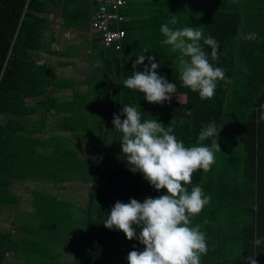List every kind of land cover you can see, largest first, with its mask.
I'll use <instances>...</instances> for the list:
<instances>
[{
	"label": "trees",
	"instance_id": "16d2710c",
	"mask_svg": "<svg viewBox=\"0 0 264 264\" xmlns=\"http://www.w3.org/2000/svg\"><path fill=\"white\" fill-rule=\"evenodd\" d=\"M137 1L141 4L121 6L125 20L112 23L127 32L121 49L106 46L100 37L94 40L96 67L82 89L83 82L60 79L53 66L35 58V52L48 50L43 40L47 21L41 15L46 0H0V115L5 117L0 120V214L21 202L11 191L14 181L90 182L82 220L65 210L69 201L33 190L37 223L19 239L0 229V264L8 251L19 252L26 264H128V254L144 248L138 239L130 241L122 231L104 226L117 201L134 198L142 203L167 194L141 173L131 172L124 160L121 134L112 123L124 104L137 107L142 120L157 119L167 126L174 118V134L185 146H196L202 127L216 124L219 136L202 143L216 139L221 151L215 152L210 169L197 170L187 186L190 191L199 185L211 196L191 217V226L200 224L206 234L208 251L201 264H247L248 256L264 264V0ZM173 15L180 23L170 27H200L205 37L218 41V59L212 62L230 82L219 81L210 99L182 86L178 53L161 44L160 26ZM252 32L256 40L243 39ZM205 51L211 59V48L205 46ZM139 54L156 56L158 74L176 83L171 101L149 103L139 91L123 87ZM136 70L143 71L144 65ZM68 87L71 98L52 96ZM43 110L63 115L56 132L46 138L36 136L38 128L31 125V118ZM75 141L93 146L94 157L80 156ZM67 215L74 222L67 225L69 230L76 221L84 223L82 233H75L81 241L70 245L61 224ZM60 240L65 243L58 258L48 256L46 244ZM63 248L73 253L69 261L59 259Z\"/></svg>",
	"mask_w": 264,
	"mask_h": 264
},
{
	"label": "clouds",
	"instance_id": "9594fccd",
	"mask_svg": "<svg viewBox=\"0 0 264 264\" xmlns=\"http://www.w3.org/2000/svg\"><path fill=\"white\" fill-rule=\"evenodd\" d=\"M179 23L173 15L160 26L164 37L161 44L178 53L177 71L182 86L198 93L201 99H210L219 81L230 82L224 69L212 62L218 59V41L211 35L205 37L200 27H170ZM243 39L254 41L257 34L248 33ZM205 46L211 48V59ZM136 56L134 70L123 81V87L139 91L149 103L171 101L177 85L158 74L156 56ZM141 65L144 70H136ZM121 115L126 118L121 119ZM186 115L191 116V110L186 109ZM173 122L174 118L165 126L157 119L142 120L141 111L127 104L120 114H113L114 130L121 134L122 153L129 170L141 173L154 189L167 193L145 198L142 203L134 198L129 203L117 201L107 215L106 228L122 231L128 240L138 239L144 245L142 250L128 254V264H201L208 251L206 234L200 224L191 226V217L203 210L211 196L205 195L199 185L190 191L187 186L192 184L197 170L208 171L214 163L215 152L221 151L219 142H202L219 136L221 130L218 132L216 124L210 123L202 127L196 146H185L174 134ZM246 260L247 264H258L255 256Z\"/></svg>",
	"mask_w": 264,
	"mask_h": 264
},
{
	"label": "crops",
	"instance_id": "0c3cea01",
	"mask_svg": "<svg viewBox=\"0 0 264 264\" xmlns=\"http://www.w3.org/2000/svg\"><path fill=\"white\" fill-rule=\"evenodd\" d=\"M129 2L141 4L137 0H126L127 4L125 6ZM100 3L101 0H46L45 10L41 13L47 21V30L43 40L48 50L35 52V58L39 63H46L53 66L60 79H74L78 80V82H83L82 89L87 87L86 83L90 78V74L96 67V64L93 63L92 55L97 48L94 40L99 38L100 34L93 29L92 21ZM71 94L72 89L68 87L54 92L52 96L60 100H66L71 98ZM38 114L42 115L40 116L41 118H31V125L38 128L36 136L46 138L55 133L56 124L63 118V115L57 110H43ZM0 117L5 119L2 115ZM0 120L2 121V119ZM43 149V147L40 148V150ZM37 181L39 179L29 178L23 181H14L11 185V191L21 197V202L13 208L14 211H11L10 214L5 211L6 208L8 210V207L3 209L0 214V229L9 232L13 238L19 239L21 237H27L28 235L24 231L29 226L34 225L30 217L35 214L33 190H37V188L33 185ZM76 182L87 183L90 187V182L88 181ZM64 183L61 185L63 186ZM37 186L40 187L38 184ZM28 199L31 200L30 204L26 202L27 205L29 204V209L24 210V203ZM20 215H23L22 220H18ZM3 217L4 221H2L4 223L1 222ZM8 218L10 220H7ZM7 221L11 222L7 223ZM60 250H62L63 255L67 256L65 249ZM11 259H19L18 264H26L25 258L19 252L16 254L8 251L5 255L4 264H12L10 263Z\"/></svg>",
	"mask_w": 264,
	"mask_h": 264
},
{
	"label": "rangeland",
	"instance_id": "374dc122",
	"mask_svg": "<svg viewBox=\"0 0 264 264\" xmlns=\"http://www.w3.org/2000/svg\"><path fill=\"white\" fill-rule=\"evenodd\" d=\"M45 42V41H44ZM73 78V77H71ZM175 99H185L184 97L178 96L175 97ZM39 114H36L33 116V118H41L40 116H42L41 114L38 116ZM0 119L4 120V118ZM74 147L78 148L79 150V154L80 156H82L85 159H90L94 157V147L89 145V144H83L79 141H75L74 143ZM33 181V180H31ZM37 184L41 187H38ZM34 187L37 188L38 191L42 192L44 191L45 193L47 192L48 194H53L58 196L59 198L65 200V201H69L71 203V205L69 207H66L65 210L67 212H71L73 213V218H79V220H82L85 215H84V207L87 203V194H88V189H89V185L87 183H77V182H67L64 183V185L62 186L61 183H54L48 180H43V181H37V183H35L33 185ZM30 199L26 200L23 206L24 210L29 209V204H30ZM28 202L29 204L27 205ZM16 206H10L8 207V210L5 209V211H7L9 214L11 213V211H14L13 208H15ZM6 214V212H5ZM4 214V217H5ZM4 217L1 219V222H3ZM70 216L67 215V219L66 221L62 222V226L63 228L66 230V234H67V241L66 244L70 245V243L75 242L78 240L79 237H75V233L80 232V234L83 231V226L84 223L82 221H76L75 223H77V225L74 224L73 229L69 230L67 229V225L69 223H74L73 221L70 220ZM23 219V215H20L18 220H22ZM31 220H33V222L37 223L36 221V216L35 214H33L30 217ZM29 219V220H30ZM3 220V221H2ZM7 220H10L9 218ZM11 221H7V223H10ZM4 223V222H3ZM79 241H81V239L79 238ZM65 242H63L62 240H60V242H51L48 244H46V249L48 251L47 255L48 256H52L55 258H58V253L57 250L59 248V246H63ZM45 249V248H43ZM65 249V248H63ZM60 250V249H59ZM65 253L67 256L62 255V257H60L59 259H62V261L66 262L67 260L69 261L70 258L72 257V253H70V249H65ZM49 260V259H48ZM52 261L53 258L51 259ZM12 264H18L19 263V259H11ZM24 264V263H22Z\"/></svg>",
	"mask_w": 264,
	"mask_h": 264
},
{
	"label": "built area",
	"instance_id": "2783aa9c",
	"mask_svg": "<svg viewBox=\"0 0 264 264\" xmlns=\"http://www.w3.org/2000/svg\"><path fill=\"white\" fill-rule=\"evenodd\" d=\"M125 4L126 0H101L92 21L93 29L100 33L101 42L118 50L122 48L127 32L122 28H113L112 23L125 19L120 13V7Z\"/></svg>",
	"mask_w": 264,
	"mask_h": 264
}]
</instances>
